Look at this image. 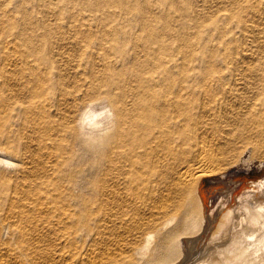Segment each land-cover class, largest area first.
<instances>
[{
  "label": "rangeland",
  "instance_id": "obj_1",
  "mask_svg": "<svg viewBox=\"0 0 264 264\" xmlns=\"http://www.w3.org/2000/svg\"><path fill=\"white\" fill-rule=\"evenodd\" d=\"M263 82L264 0H0V260L88 264L110 250L108 264H161L191 200L153 205L202 137L220 141L229 187L264 183ZM89 111L94 136L78 129Z\"/></svg>",
  "mask_w": 264,
  "mask_h": 264
},
{
  "label": "bare ground",
  "instance_id": "obj_2",
  "mask_svg": "<svg viewBox=\"0 0 264 264\" xmlns=\"http://www.w3.org/2000/svg\"><path fill=\"white\" fill-rule=\"evenodd\" d=\"M260 43V42H259ZM6 46V45H5ZM263 46V45H262ZM260 48V47H259ZM69 63V62H68ZM241 74V73H240ZM253 78V77H252ZM247 81V80H246ZM212 82V81H211ZM256 82V81H255ZM254 83V82H253ZM264 83V82H263ZM239 84V83H238ZM251 84V83H250ZM256 84V83H255ZM263 86V85H262ZM263 89V88H262ZM261 89V90H262ZM20 90V89H19ZM170 90V89H169ZM166 91V90H165ZM240 91V90H239ZM155 92V90H154ZM153 92V93H154ZM171 92H173L171 90ZM264 92V91H263ZM156 93V92H155ZM262 93V91H261ZM150 94V93H149ZM165 94V93H164ZM176 94V93H175ZM174 94V95H175ZM244 94V93H243ZM248 94V93H247ZM264 94V93H263ZM157 95V94H156ZM179 95V94H176ZM175 95V96H176ZM149 96V95H148ZM154 96V95H153ZM160 96V95H159ZM165 96H167L165 94ZM177 97V96H176ZM240 97H242V93L240 95ZM154 98V97H153ZM159 98V97H158ZM164 98V97H163ZM167 98V97H165ZM182 98L181 95H179L180 99ZM149 99V98H148ZM156 99V98H155ZM174 99V98H173ZM243 98H241V101ZM159 100V99H158ZM156 100V101H158ZM165 100V99H164ZM177 100V99H176ZM60 101V100H59ZM101 100L98 104V102L95 104L96 106H102V108H104V106L106 105L105 102L107 101H103ZM147 101V100H146ZM153 101V100H152ZM166 101V100H165ZM168 101V100H167ZM175 101V100H173ZM172 101V103H174ZM184 101V100H183ZM247 101V100H245ZM108 102V101H107ZM171 102V101H169ZM168 102V103H169ZM176 102V101H175ZM237 102V101H236ZM92 103V102H91ZM166 103V102H165ZM229 103H231L229 101ZM252 103V102H251ZM158 104V103H157ZM233 104V102H232ZM231 104V105H232ZM61 105V104H60ZM155 105V104H154ZM159 105V104H158ZM168 105V104H164ZM179 105V104H178ZM234 105V106H233ZM232 108L235 107V103L233 104ZM89 106H91L89 104ZM93 106V105H92ZM109 106V105H108ZM106 106V107H108ZM162 106V107H164ZM174 106V105H173ZM176 106V105H175ZM174 106V107H175ZM184 106V105H183ZM238 105H236L237 107ZM246 106V105H245ZM255 106V105H254ZM88 107V105L86 106ZM110 107V106H109ZM108 107V108H109ZM154 107V106H152ZM239 107V106H238ZM241 107V105H240ZM244 107V106H243ZM243 107H241L243 109ZM61 108V107H60ZM85 108V107H84ZM94 108V107H93ZM100 109H102L101 107H99ZM111 108V107H110ZM116 108V107H115ZM125 108V107H124ZM148 108V106H147ZM157 108V107H156ZM170 108V107H169ZM177 108V106H176ZM246 108V107H245ZM244 108V109H245ZM92 109V107H91ZM95 111H97L96 107L94 108ZM99 109V110H100ZM105 109V108H104ZM180 109V108H179ZM209 109V108H208ZM235 109V108H234ZM249 109V106H248ZM247 108L245 109L248 110ZM84 110V109H83ZM90 110V109H89ZM106 111L108 109H105ZM104 110V112H106ZM173 110V108H172ZM175 110V109H174ZM91 111V110H90ZM86 113L83 117H81V120L79 122V120L77 122H79L78 124V129L80 131V133L86 135V136H94L97 134V121H95V119L97 118V116H101V115H96V114H100V112L98 113H92L91 112ZM93 111V110H92ZM102 111V110H101ZM146 111V110H145ZM149 111V109H148ZM161 111V110H160ZM178 110L176 109V115L178 116ZM261 111V110H260ZM259 111V112H260ZM103 112V113H104ZM109 112V111H108ZM117 112V111H116ZM173 112V111H172ZM234 112V111H232ZM246 112H249L246 111ZM73 113V112H72ZM115 113V112H114ZM138 113V112H137ZM158 113V112H157ZM170 113V112H169ZM238 113V112H237ZM261 113V112H260ZM107 114V112L105 113ZM118 114V113H117ZM153 114V113H152ZM174 114V113H173ZM240 114V112H239ZM82 115V114H81ZM95 115V116H94ZM104 115V114H103ZM139 115V114H138ZM149 115V114H148ZM147 115V116H148ZM158 115V114H157ZM233 115V114H232ZM235 115V114H234ZM79 116V115H78ZM110 116V115H109ZM120 116V115H119ZM154 116V115H153ZM258 116V115H257ZM104 117L106 118L107 115ZM103 117V118H104ZM118 117V116H116ZM150 117V116H149ZM148 117V118H149ZM160 117V116H159ZM206 117V116H205ZM252 117V115L250 116ZM261 117V116H260ZM100 119L102 117H99ZM113 118V117H111ZM124 118V117H123ZM133 118V117H132ZM152 118V117H151ZM110 119V118H109ZM121 119V118H120ZM153 119V118H152ZM163 119V118H162ZM170 119V118H169ZM168 119V120H169ZM231 119V118H230ZM251 119V118H250ZM98 120V119H97ZM103 120V119H102ZM105 120V119H104ZM103 120V121H104ZM132 120V119H131ZM148 120V119H147ZM235 120V119H234ZM74 121V120H73ZM72 121V122H73ZM76 121V119H75ZM74 121V122H75ZM100 121V120H99ZM106 121V120H105ZM136 121V120H135ZM166 121V120H165ZM174 120H172L173 122ZM186 121V120H185ZM189 121V120H188ZM188 121L186 123H188ZM255 121V120H254ZM71 122V121H70ZM76 122V123H77ZM101 122V121H100ZM123 122V121H122ZM144 122V121H143ZM176 122V121H175ZM127 123V122H125ZM131 123V121H130ZM162 123V122H161ZM164 123V122H163ZM168 123V122H167ZM171 124V120L169 122ZM174 123V122H173ZM183 123V122H182ZM230 123V122H229ZM104 124V123H103ZM122 124V123H121ZM132 124V123H131ZM144 124V123H143ZM75 126V123L73 124ZM72 125V127H73ZM110 125V124H109ZM125 126V124H123ZM133 125V124H132ZM131 125V126H132ZM174 125V124H173ZM191 125V124H190ZM234 125V124H233ZM112 126V125H111ZM123 126V128H124ZM160 126V124H159ZM178 126V125H177ZM181 126V125H179ZM188 126V125H187ZM196 126V124H195ZM71 127V128H72ZM77 127V125H76ZM109 127V126H108ZM150 127V126H148ZM147 127V128H148ZM164 127V125H163ZM103 128V127H102ZM101 128V129H102ZM130 128V127H129ZM135 128V127H134ZM146 128V129H147ZM155 128V127H154ZM157 128V127H156ZM159 128V127H158ZM175 128V127H174ZM179 128V127H178ZM73 129V128H72ZM75 129V127H74ZM77 129V128H76ZM75 129V130H76ZM106 129V128H105ZM136 129V128H135ZM133 129V131L135 130ZM140 129V128H139ZM151 129V127H150ZM150 129H149V133H150ZM162 129V128H161ZM103 130V129H102ZM130 130V129H127ZM137 130V129H136ZM143 130V129H141ZM145 130V128H144ZM176 130V129H175ZM191 130V129H190ZM197 130V129H196ZM195 130V131H196ZM125 131V130H124ZM140 131V130H138ZM146 131V130H145ZM156 131V130H155ZM251 131V130H250ZM128 132V131H127ZM153 132V131H152ZM197 132V131H196ZM199 132V131H198ZM126 133V132H125ZM155 133V132H154ZM76 134V133H75ZM122 134V133H121ZM157 134V133H155ZM190 134V133H189ZM197 134V133H196ZM195 133L194 135L197 136ZM203 134V133H202ZM201 134V135H202ZM126 135V134H125ZM124 135V136H125ZM138 135V132H137ZM200 135V138H201ZM204 135V134H203ZM202 135V136H203ZM83 136V135H81ZM136 137V135H134ZM139 136V135H138ZM173 136V135H172ZM193 136V135H192ZM213 137V136H212ZM178 138V137H177ZM184 138V137H183ZM152 139V138H150ZM149 139V140H150ZM176 139V138H174ZM190 139V138H189ZM214 139V137H213ZM207 137H202L198 143H197V152H196V156L192 161L188 162V159L186 160L187 163L185 165H182L179 167V171H174L175 175L173 176L172 182H169L171 184V188L168 191V194L165 195V193L163 195L160 196V204L154 206L153 205V211L151 212L152 215H156V213L154 214V211H162L164 212L165 208H167L166 206L169 205L167 204L168 200L170 201V199H173V197L175 198L177 196V194L179 195L180 192L183 191V193H186L185 195H181L183 198L187 199L189 197V199L191 200V204H189L190 206L187 209V211L185 210V214L183 215L181 221L179 219V223H176V225L178 226V231L176 235H170L172 238V247L170 248L168 245V249L167 251L161 253L160 256V262L161 264H264V189L260 190L259 188L256 189L257 193H249V189H253L256 188L258 186V184H264V183H260L257 182L256 180L253 179H247L245 181L244 184H242V189L243 191L239 192L238 188H231L227 185V181H223L222 179L225 177V175H227L225 173L224 177L221 176V170H223V166L226 165L224 164V158H223V147L221 146V143L217 142V140H213ZM222 139V138H221ZM123 140V139H122ZM138 140V139H137ZM142 141V139H140ZM146 140V139H145ZM171 140V139H170ZM184 140V139H183ZM188 140V139H187ZM127 141V140H126ZM133 141V140H132ZM162 141V140H161ZM143 142V141H142ZM178 143L180 141H177ZM125 143V142H124ZM177 143V144H178ZM191 143V142H190ZM123 144V143H122ZM129 144V143H128ZM147 144V142H146ZM155 144V143H154ZM196 144V143H195ZM140 145V143H139ZM153 145V144H152ZM164 145V144H163ZM187 145H189L187 143ZM191 145V144H190ZM189 145V146H190ZM249 145V144H248ZM120 146V145H118ZM124 146V145H123ZM146 146V145H145ZM170 146V145H169ZM176 145L172 146L175 147ZM187 146V147H189ZM246 146V145H245ZM116 147V146H115ZM142 148L144 146H141ZM149 147V146H148ZM147 147V148H148ZM152 147V146H151ZM180 147V146H179ZM195 147V146H194ZM234 147V146H233ZM244 147V146H243ZM122 148V147H121ZM128 148H130L128 146ZM150 148V147H149ZM148 148V149H149ZM155 148V147H154ZM232 148V147H231ZM156 149V148H155ZM154 149V150H155ZM174 149V148H173ZM190 149V147H189ZM195 148H193L194 150ZM226 149V148H225ZM120 150V149H119ZM118 150V151H119ZM122 150V149H121ZM147 150V149H146ZM160 150V149H157ZM178 150V149H177ZM181 150V149H180ZM188 150V149H187ZM191 150V149H190ZM29 151V150H28ZM123 151V150H122ZM175 151V150H174ZM185 151V150H184ZM244 151V150H243ZM117 152V151H116ZM132 152V151H131ZM177 152V151H175ZM180 152V151H179ZM245 152V151H244ZM126 153V152H125ZM134 153V152H133ZM143 152H141L142 154ZM158 153V152H157ZM160 153V152H159ZM163 153V152H162ZM166 153V152H165ZM195 153V150H194ZM113 154V153H112ZM135 154V153H134ZM152 154V153H151ZM173 154V153H172ZM178 154V153H176ZM184 154V153H183ZM186 154V151H185ZM132 155V154H131ZM164 155V154H163ZM166 155V154H165ZM164 155V156H165ZM188 155V154H187ZM111 156V155H108ZM115 156V155H114ZM121 156V155H120ZM134 156V155H133ZM143 156V155H142ZM153 156V155H152ZM156 156V155H155ZM172 156V155H171ZM175 156V155H174ZM229 156V155H228ZM126 157V156H125ZM139 157V156H138ZM160 157V156H159ZM169 157V156H168ZM173 157V156H172ZM171 157V158H172ZM188 157V156H187ZM111 158V157H110ZM153 158V157H152ZM182 158V157H181ZM2 157L0 158L1 161ZM109 159V157H108ZM121 159V157L119 158ZM125 159V158H124ZM123 159V160H124ZM151 159V158H150ZM156 159V158H155ZM165 159V158H164ZM169 159V158H168ZM3 160V159H2ZM5 160V158H4ZM114 160V158L112 159ZM136 160V159H135ZM154 160V158H153ZM157 160V159H156ZM155 160V162H156ZM163 160V159H162ZM233 160V159H232ZM235 160V159H234ZM116 161V160H114ZM119 163H121L120 160H118ZM237 161V160H235ZM11 162V161H10ZM183 162V161H182ZM5 163V161H4ZM7 163V161H6ZM116 163V162H115ZM118 163V162H117ZM116 163V164H117ZM123 163V162H122ZM147 168L148 171L152 168L153 165V161L149 160V162H147ZM146 163V164H147ZM159 163V161H158ZM175 163V161H174ZM173 163V164H174ZM112 164V163H111ZM114 165L117 166V165ZM136 164V162H130L129 167H132L130 169H132V172L134 171V165ZM172 164V165H173ZM182 164V163H181ZM259 164V163H258ZM263 164V163H262ZM155 165V164H154ZM162 165V164H161ZM160 165V166H161ZM230 165V164H229ZM228 165V166H229ZM261 166V163L259 164ZM123 166V165H122ZM127 168V163L126 165ZM122 168H125V167ZM264 166V165H263ZM110 167V166H109ZM258 167V166H257ZM121 168V167H120ZM121 168V169H122ZM225 168V167H224ZM260 168V167H259ZM110 169V168H109ZM154 169V168H153ZM160 169V168H159ZM162 169V168H161ZM255 169V168H254ZM117 170V169H115ZM114 170V171H115ZM231 170V169H230ZM127 171V169H126ZM163 171V170H162ZM224 171V170H223ZM236 171V170H235ZM233 171V172H235ZM256 171V170H255ZM261 171V170H260ZM117 172V171H115ZM160 172V171H159ZM172 172V171H171ZM227 172V171H225ZM238 172V171H237ZM259 172V171H258ZM157 173V172H156ZM161 173V172H160ZM159 173V174H160ZM231 173V171H230ZM229 173V174H230ZM253 173V172H252ZM127 174V173H126ZM124 173V175H126ZM159 174H156V177L159 176ZM162 174V173H161ZM233 173H231L232 175ZM235 174V173H234ZM119 175V174H118ZM128 175H130L128 173ZM237 175V174H236ZM235 175V176H236ZM241 175V174H240ZM246 175V174H245ZM264 175V173H263ZM229 176V175H228ZM227 176V177H228ZM233 176V177H235ZM244 176V175H243ZM125 177V176H123ZM162 177V176H161ZM221 177H223L221 179ZM230 177V176H229ZM237 177V176H236ZM241 177V176H239ZM17 178V177H16ZM115 178V177H114ZM129 178V177H128ZM164 178V177H163ZM166 178V176H165ZM164 178V179H165ZM125 179H127L125 177ZM159 179V178H157ZM156 179V181H157ZM162 179V178H161ZM160 179V180H161ZM228 180V178H226ZM225 179V180H226ZM116 180V179H115ZM129 180V179H128ZM144 180V179H143ZM232 180V179H231ZM230 180V181H231ZM120 181V180H119ZM151 181V180H150ZM166 181V180H165ZM239 181V180H238ZM124 183H127L126 181H123ZM155 182V181H154ZM159 182V181H158ZM161 182V181H160ZM237 182V181H236ZM262 182V181H261ZM230 183V182H229ZM233 183V181H232ZM242 183V182H240ZM116 184V183H115ZM138 184V183H137ZM154 183H152L153 185ZM159 184V183H158ZM164 184V183H163ZM169 184V187H170ZM114 185V184H113ZM119 185V184H118ZM125 185V184H124ZM149 185V184H148ZM156 185V183H155ZM257 185V186H256ZM125 186H128L127 184ZM130 186H132V184H130ZM138 186V185H137ZM136 186V187H137ZM168 186V185H167ZM154 187V186H153ZM158 187V186H157ZM237 187V186H236ZM125 188V187H124ZM133 188V187H132ZM131 188V189H132ZM146 188V187H145ZM129 189V188H128ZM130 189V190H131ZM150 189V188H149ZM129 190V191H130ZM154 190V189H153ZM158 190V189H157ZM163 190V189H161ZM160 190V191H161ZM181 190V191H179ZM122 191V189L120 190ZM134 191V190H133ZM132 191V192H133ZM140 191V190H139ZM152 191V190H151ZM255 191V190H254ZM114 192H115V188H114ZM119 192V191H118ZM108 193V192H107ZM147 193V194H145ZM151 192H145L144 190H141L139 192V194L141 195H147L151 197ZM154 193V192H153ZM167 193V192H166ZM223 194H226L227 197L224 199L222 197ZM112 194V193H111ZM138 194V195H139ZM172 194V195H170ZM176 194V195H175ZM212 194V195H211ZM108 194H106L107 197ZM123 195V194H122ZM113 196V195H112ZM173 196V197H172ZM122 197V196H121ZM135 197V196H134ZM153 197V196H152ZM172 197V198H171ZM180 197V196H179ZM124 198V197H123ZM155 197H153L154 199ZM132 199V196H131ZM179 199V198H176ZM182 199V198H181ZM124 200V199H123ZM129 200V199H128ZM175 200V199H173ZM171 200V201H173ZM180 200V199H179ZM130 201V200H129ZM128 201V202H129ZM170 201V202H171ZM176 201V200H175ZM178 201V200H177ZM182 201H186V200H181ZM147 202V201H146ZM153 202V200H152ZM45 203V202H44ZM106 203V202H105ZM127 203V202H126ZM157 202H155L156 204ZM173 203V202H171ZM179 203V201H178ZM154 204V203H153ZM175 204V203H174ZM188 204V203H186ZM148 206V205H147ZM169 208V207H168ZM167 208V209H168ZM172 207H170L171 209ZM67 209V208H66ZM166 209V210H167ZM181 209V208H179ZM122 210V209H121ZM121 212V211H120ZM173 212V211H172ZM158 213V212H157ZM165 213V212H164ZM142 214V213H141ZM161 214V213H160ZM160 214H157V216H159ZM171 214V213H170ZM174 216L176 213H173ZM151 215V216H152ZM148 216V215H147ZM164 216V215H163ZM180 216V214H179ZM149 220H150V215L148 216ZM147 217V219H148ZM154 217V216H152ZM170 217V216H168ZM176 217V216H175ZM174 217V218H175ZM11 220V219H10ZM146 220V219H145ZM163 220V219H162ZM142 222V220H140ZM147 221V220H146ZM151 221V220H150ZM154 221V220H153ZM170 220L169 218L166 217L165 220L160 221L157 225L158 227H165L166 225L170 224ZM14 222V221H13ZM144 222V221H143ZM172 223V222H171ZM139 225V224H138ZM145 225V222H144ZM152 225V224H151ZM175 225V226H176ZM174 226V225H173ZM28 227V226H27ZM143 228V226H142ZM176 229V228H175ZM64 230V229H63ZM162 230V229H161ZM139 231V230H138ZM155 231V230H154ZM157 231H159V228H157ZM176 232V231H175ZM6 233V232H5ZM152 233V232H151ZM148 233L145 234V236L142 238L143 241V245H141L142 249L147 248L149 246V244L151 243V238L153 233ZM39 235V234H38ZM113 236V235H112ZM168 236V238H171ZM48 238V237H47ZM166 238V237H165ZM34 239V238H33ZM62 240V239H61ZM120 240V239H119ZM122 240V239H121ZM171 240V239H169ZM40 241V240H39ZM165 241V239H164ZM162 242V241H161ZM54 243V242H53ZM120 243V242H119ZM124 243V242H123ZM160 243V242H159ZM164 243V242H163ZM161 243V244H163ZM180 243L185 244V247L188 245V248L186 250L187 253L182 255V252L180 251ZM35 244V243H34ZM112 244V243H111ZM160 244V245H161ZM115 245V244H114ZM120 245V244H119ZM116 246V245H115ZM114 246V248H115ZM118 246V244H117ZM123 246V245H122ZM187 246V247H188ZM33 247V246H32ZM37 247V245H36ZM35 247V249H36ZM112 247V246H111ZM164 247V245H163ZM34 248V247H33ZM112 248V249H114ZM122 248V247H121ZM15 249V248H14ZM21 249V248H20ZM49 248H47L48 250ZM119 251L121 250L120 247H118ZM118 249H116L117 252ZM156 249V248H155ZM158 249V248H157ZM164 249V248H163ZM148 250V249H147ZM161 250V249H160ZM36 251V250H35ZM106 250L104 249V252ZM122 251V250H121ZM120 251V252H121ZM159 251V249L157 250V252ZM30 252V251H29ZM49 252V251H48ZM52 252V251H51ZM117 255H120L119 253H117ZM126 252V251H125ZM160 252V251H159ZM157 253L155 258H157V255L160 253ZM102 253V252H101ZM100 253V254H101ZM115 251H106L105 253L97 256H92L89 259V263L88 264H108L111 263V261L113 260V258H115L114 255ZM43 254V253H42ZM45 254V253H44ZM123 254V253H122ZM36 255V254H35ZM121 257L123 255H120ZM3 257V256H2ZM6 257V256H5ZM10 257V256H9ZM32 257V256H31ZM118 257V256H116ZM41 258V255L40 257ZM39 258H37L38 264L41 262V264H45V261H39ZM8 259V258H6ZM34 259V257H33ZM43 259V257H42ZM50 259V258H49ZM54 259V258H53ZM158 259V258H157ZM8 261V260H7ZM52 261V260H51ZM50 261V262H51ZM47 262V261H46ZM57 262V261H56ZM88 262V260H87ZM55 263V262H54ZM0 264H7L6 261H4V259L1 261L0 260ZM13 264V263H12ZM16 264V263H15ZM25 264V263H24ZM113 264V263H112ZM159 264V263H158Z\"/></svg>",
  "mask_w": 264,
  "mask_h": 264
}]
</instances>
